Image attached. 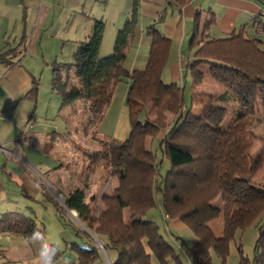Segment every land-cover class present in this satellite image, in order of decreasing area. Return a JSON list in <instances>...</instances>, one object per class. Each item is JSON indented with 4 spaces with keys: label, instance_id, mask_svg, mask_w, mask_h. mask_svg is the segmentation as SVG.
<instances>
[{
    "label": "trees",
    "instance_id": "1",
    "mask_svg": "<svg viewBox=\"0 0 264 264\" xmlns=\"http://www.w3.org/2000/svg\"><path fill=\"white\" fill-rule=\"evenodd\" d=\"M137 5L138 0H132L131 14L118 30L110 54H99L104 22L96 19L87 38L77 44L72 61L52 65L51 90L60 95L61 108L77 100L87 104L103 143L102 149L97 151L99 158L112 168V174L118 179L114 194L109 197L114 206L106 198L109 201L107 210L95 217L90 214L84 189L80 187L71 189L63 204L75 210L87 226L98 224L95 232L104 249L115 252L113 261L108 256L110 264H152V255L160 264H166L168 259L174 264H183L157 224L144 219L146 212L155 205L157 194L163 214L179 218L194 235L193 244L186 250L191 264H212L211 252L225 263L236 233L251 225L257 229L253 252L251 256L244 254L242 244L235 242L238 260L232 264H264V183L254 180L257 171L264 166V133L255 136L249 127L250 120H255L257 105L264 117V48H261V41L242 33L212 36L208 28L213 16L203 23L198 13L194 17V29L188 40L191 59L187 66L192 69L201 62L210 64V74L224 87L221 101L238 102L229 121L222 125L226 106L212 100L207 101L198 114L191 108L182 112V87L176 83L165 84L160 78L169 40L155 29L150 32L151 45L145 67L132 71L125 68L126 48L133 33ZM71 68L78 84L68 82ZM122 79L129 80L125 98L129 134L123 141L101 135L97 130L112 100L114 87ZM35 91L36 83L29 93ZM194 99L192 89L191 104ZM150 104L156 115L154 119L148 117ZM166 111L174 114L171 121L165 120L163 113ZM63 117L67 122V115ZM162 130L164 133L157 147L162 160L166 158L170 167L158 179L159 156L146 142L148 138H156ZM251 137L261 141L259 153H250ZM194 191L199 195L203 193L196 202L190 199ZM123 193H129L130 198L123 197ZM217 195L221 205H212L210 201ZM112 209L118 212L116 219L112 216L113 220L109 219ZM125 211L129 215L127 219ZM218 218H221V233L215 236L208 223ZM8 219L0 217L2 231L28 237L34 229L42 232L31 218ZM111 222L116 223L115 227L106 230L105 224ZM74 231L85 238L83 245L74 248L79 264H92L102 258V251L83 231L78 232L75 227Z\"/></svg>",
    "mask_w": 264,
    "mask_h": 264
},
{
    "label": "crops",
    "instance_id": "2",
    "mask_svg": "<svg viewBox=\"0 0 264 264\" xmlns=\"http://www.w3.org/2000/svg\"><path fill=\"white\" fill-rule=\"evenodd\" d=\"M131 10L132 0H0V217L6 216L7 221L15 216L27 217L37 225L32 216L19 209H31L37 203L44 206L46 201L56 207V201L60 203L61 200L54 189L63 199L70 191L60 188V157L54 155L63 150L59 146L62 138L67 141L71 138L59 106L61 97L55 92L57 97L48 96L43 106L37 77L49 68L52 78L53 64L70 63L77 44L87 38L96 19L104 22L99 54H110L116 34ZM136 10L133 33L126 48L125 68L132 71L145 67L151 45L150 32L155 29L169 40L160 78L165 84L176 83L182 89V72L184 68L189 69L187 63L191 59L188 40L196 13L202 23L213 16L208 28L212 36L242 33L264 43V0H138ZM69 73L75 81L72 68ZM34 83L36 91L31 94ZM128 85L129 80L122 79L114 87L112 100L97 125L101 135L122 141L127 138L129 118L125 98ZM190 89H193V79ZM159 134L146 142L154 151L156 148L157 157L158 141L162 137ZM167 219L175 232L187 228L179 218L164 215L165 222ZM213 233L220 235L221 223ZM10 235L29 238L20 233L0 231L2 237ZM75 243L71 244L73 249L79 245ZM0 251L2 257L7 258L6 250Z\"/></svg>",
    "mask_w": 264,
    "mask_h": 264
},
{
    "label": "rangeland",
    "instance_id": "3",
    "mask_svg": "<svg viewBox=\"0 0 264 264\" xmlns=\"http://www.w3.org/2000/svg\"><path fill=\"white\" fill-rule=\"evenodd\" d=\"M261 48H264V43L261 44ZM209 65L210 64L206 62H201L194 65L192 69L189 68L185 70L184 68V71L182 72V78H184V88L181 109L184 113L187 109L191 108V111L194 114H198L201 107L207 103V101L212 100L213 103L226 106L227 111L221 123L222 125H225L231 118L233 110L238 106V102L235 100H228L226 103L221 101L224 87L212 77ZM68 77V82L74 81L70 75ZM74 77L76 79L74 83L78 84V78L75 75ZM37 79L40 103H42L43 106H46L48 96L57 97V94L51 91L50 69L47 68L43 71ZM192 79L193 91L196 99H194V102L191 104L190 87ZM59 106H61V98ZM62 109L64 115H67L68 135H70L71 138L68 141L62 138L61 144L59 145L63 149L62 152H54L56 157H60V188L63 190H71L75 187L84 189L85 201L88 202L90 214L95 217V215H98L102 210H107L106 203L109 201L106 200V198H108L110 200V204L112 202V205L114 206L113 200L111 201V198L109 197L114 194V190L118 185V179L114 176V174H112V168L108 166V164L103 163V160L99 158L97 151L102 149L103 143L97 135L96 121L92 116V113L87 110V104L81 100H77L70 106L62 107ZM147 109L148 117L150 119H154L156 115L151 104ZM163 115L167 121H171L174 117L173 113L167 111L164 112ZM253 117L255 120L253 118L250 120V129L253 131L255 136L264 133V117H262L259 105H257ZM64 130L65 127L62 125L61 131L63 132ZM162 133L163 131H160L159 135L161 136ZM250 141V153H259L262 146L261 141H259L257 137H251ZM158 151L159 152H157V154L159 156V163L157 176L158 179H160L166 174L170 164L166 158H163L162 160L161 150ZM154 152L156 153V148ZM254 180L264 183V166L257 171ZM205 186L207 187L208 184ZM54 192L58 194V199L61 200L60 203L56 201L58 203V207L51 206L49 204L50 201H46L44 206L37 203L31 209L29 207H22L19 211H23L25 214L32 216L37 223V226L42 227V233L44 234L46 240L49 243H53L57 247V264H63L64 260H68L70 264L78 262L76 251L71 247V244L72 242H76L77 244L83 245L82 242L85 241V238L81 234H75L74 227L78 232L83 231L85 233V237L89 238L92 241V244L102 251V258H98L93 262V264L97 261L100 264H107L110 262V259L113 261L115 259L114 250L107 249L106 252L96 234V229H99V227L97 228L98 224L95 223L93 226H87V224L79 218L75 210L67 209L64 206L63 197L60 195L61 193L57 190L55 191V189ZM202 195V192L199 195L198 192L194 191L190 193V199H192L193 202H196ZM123 197L130 198V194L123 193ZM155 200H157L155 205L146 212L144 219H151L157 224L159 232L174 248V251L178 254L179 259L183 262V264H191L185 251L193 244L194 235L192 231L187 227L183 229L182 232H175L171 228L169 220L167 219V222L164 220L163 210L161 204L159 203V194H157ZM210 203L212 205H221L220 196L217 195L210 201ZM110 213L111 215L109 219L113 220V217L116 219L118 216V212H115L113 209ZM128 217V212L125 211L124 218L127 219ZM106 220H108V218H106ZM219 223H221V218L209 221L208 225L214 231H218ZM115 225L116 223L114 222H111L110 224L106 223L105 229H111L115 227ZM256 235L257 229L254 225L248 226L241 232L239 231L235 235V241L230 242L229 254L225 263H223L222 259L218 255L211 252L212 264H232L237 262L238 253L236 251L235 242H240L242 244L244 254L250 255L253 252ZM175 236H177V238H175ZM99 243H101L102 248L99 246ZM0 249L6 250L4 253L7 256V258H3L1 255L2 252L0 251V264H39V241L32 242L29 238H25L21 235L0 236ZM150 260L152 264H160L153 255L150 257ZM166 264L174 263L171 259H168Z\"/></svg>",
    "mask_w": 264,
    "mask_h": 264
},
{
    "label": "clouds",
    "instance_id": "4",
    "mask_svg": "<svg viewBox=\"0 0 264 264\" xmlns=\"http://www.w3.org/2000/svg\"><path fill=\"white\" fill-rule=\"evenodd\" d=\"M29 240L32 242H40V249L38 254V262L39 264H57L56 256H57V247L53 243H49L44 234L34 229ZM63 264H70L68 260H64Z\"/></svg>",
    "mask_w": 264,
    "mask_h": 264
},
{
    "label": "built area",
    "instance_id": "5",
    "mask_svg": "<svg viewBox=\"0 0 264 264\" xmlns=\"http://www.w3.org/2000/svg\"><path fill=\"white\" fill-rule=\"evenodd\" d=\"M99 246L102 248V245H101V243H99ZM107 264H110V262H108Z\"/></svg>",
    "mask_w": 264,
    "mask_h": 264
}]
</instances>
